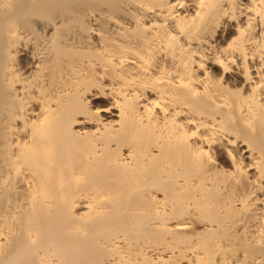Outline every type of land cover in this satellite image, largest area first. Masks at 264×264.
Masks as SVG:
<instances>
[{
    "label": "bare ground",
    "instance_id": "bare-ground-1",
    "mask_svg": "<svg viewBox=\"0 0 264 264\" xmlns=\"http://www.w3.org/2000/svg\"><path fill=\"white\" fill-rule=\"evenodd\" d=\"M0 264H264V0H0Z\"/></svg>",
    "mask_w": 264,
    "mask_h": 264
}]
</instances>
